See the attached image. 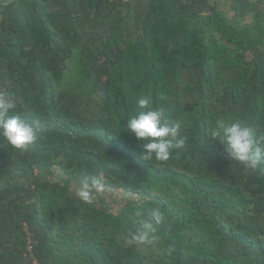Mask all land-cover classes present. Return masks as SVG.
Masks as SVG:
<instances>
[{
	"label": "trees",
	"instance_id": "1",
	"mask_svg": "<svg viewBox=\"0 0 264 264\" xmlns=\"http://www.w3.org/2000/svg\"><path fill=\"white\" fill-rule=\"evenodd\" d=\"M0 94L41 129L25 149L0 135V264L28 262L25 224L40 264H264V163L247 169L211 137L238 120L264 145L257 5H0ZM141 97L179 125L166 161L142 159L125 128ZM86 177L103 184L91 202L76 195ZM155 208L152 242H132Z\"/></svg>",
	"mask_w": 264,
	"mask_h": 264
},
{
	"label": "clouds",
	"instance_id": "2",
	"mask_svg": "<svg viewBox=\"0 0 264 264\" xmlns=\"http://www.w3.org/2000/svg\"><path fill=\"white\" fill-rule=\"evenodd\" d=\"M136 104L137 110L127 119L125 128L138 141L142 159L168 160L171 150L184 144V140L178 138L179 125L170 122L163 109H154L151 97H141ZM14 108V102L0 94V135L13 147L25 149L36 141L40 125L38 122H28L19 115H10ZM211 137L219 140L232 161L239 162L247 169L255 170L264 163V145L257 142L254 130L244 122L218 119ZM102 190L103 184L98 178L86 177L80 182L76 195L85 202H91L93 192ZM163 221L164 214L158 208L151 209L147 218L130 234L131 241L138 244L152 242L157 226Z\"/></svg>",
	"mask_w": 264,
	"mask_h": 264
},
{
	"label": "crops",
	"instance_id": "3",
	"mask_svg": "<svg viewBox=\"0 0 264 264\" xmlns=\"http://www.w3.org/2000/svg\"><path fill=\"white\" fill-rule=\"evenodd\" d=\"M217 2L219 5L225 8H231L233 6L240 7L243 3L252 4L258 7L264 13V0H211ZM245 16V21H249L250 15L248 13L243 14ZM251 19V18H250ZM252 20V19H251Z\"/></svg>",
	"mask_w": 264,
	"mask_h": 264
},
{
	"label": "built area",
	"instance_id": "4",
	"mask_svg": "<svg viewBox=\"0 0 264 264\" xmlns=\"http://www.w3.org/2000/svg\"><path fill=\"white\" fill-rule=\"evenodd\" d=\"M126 1V0H125ZM25 232L27 234V252L29 255L28 262L26 264H40L39 261L34 256V247L36 245V241L34 240L35 235L31 232L28 225L25 224Z\"/></svg>",
	"mask_w": 264,
	"mask_h": 264
},
{
	"label": "water",
	"instance_id": "5",
	"mask_svg": "<svg viewBox=\"0 0 264 264\" xmlns=\"http://www.w3.org/2000/svg\"><path fill=\"white\" fill-rule=\"evenodd\" d=\"M13 2H15V0H9V1H7V2L0 3V5H10V4H12Z\"/></svg>",
	"mask_w": 264,
	"mask_h": 264
}]
</instances>
